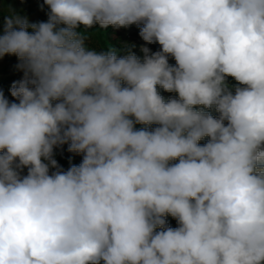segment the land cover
<instances>
[{
  "label": "clouds",
  "instance_id": "9594fccd",
  "mask_svg": "<svg viewBox=\"0 0 264 264\" xmlns=\"http://www.w3.org/2000/svg\"><path fill=\"white\" fill-rule=\"evenodd\" d=\"M44 4L0 35V264H264V0ZM134 24L159 51L87 43Z\"/></svg>",
  "mask_w": 264,
  "mask_h": 264
},
{
  "label": "rangeland",
  "instance_id": "374dc122",
  "mask_svg": "<svg viewBox=\"0 0 264 264\" xmlns=\"http://www.w3.org/2000/svg\"><path fill=\"white\" fill-rule=\"evenodd\" d=\"M48 12L49 8L44 4V0H0V35L4 33L5 17L10 14H18L22 17H27L29 23H39L47 21ZM139 28L140 26L135 24L127 28H115L112 26L100 28L99 25H95L93 29L88 30L87 43L89 47L98 51H105L109 47H115L119 50V55H124L128 51H131L143 60L144 53L141 51L142 47H148L150 52L154 53L160 50V45L158 43L147 44L140 37ZM28 31L31 32L32 29L29 28ZM168 61L170 65H175L176 63L171 56H169ZM19 63L20 61L15 55L0 57V91L4 93V96L5 92L10 91L12 84L21 80L24 76L23 71L18 68ZM226 83L233 92L236 86H240L232 77H227ZM158 91L160 95L164 97L165 101L170 97L178 98V94L175 92H166L159 87ZM15 102L18 101L15 100ZM205 110L210 111L214 117H218L219 115L214 108ZM208 139V137H205L199 143L203 145ZM54 158L61 168L66 171L73 165L78 166L82 162L83 154L69 152L62 146L54 149ZM51 171H54V169L50 170V172ZM21 174L26 175L27 169L25 168ZM165 219L167 220L168 226L176 228V226L173 225L175 220L173 217L169 215L166 216Z\"/></svg>",
  "mask_w": 264,
  "mask_h": 264
},
{
  "label": "trees",
  "instance_id": "16d2710c",
  "mask_svg": "<svg viewBox=\"0 0 264 264\" xmlns=\"http://www.w3.org/2000/svg\"><path fill=\"white\" fill-rule=\"evenodd\" d=\"M5 96L7 97V99H8L10 102H15V100H16L14 97H12L10 91L5 92ZM156 126H157V125H151V126H147V127H149V128H154V127H156ZM135 127H136V129L138 130V129H140L141 127H145V126H144V125H136ZM63 147L65 148V150H68V145H67V144L63 145ZM173 225H175L176 227L178 226L176 220H174Z\"/></svg>",
  "mask_w": 264,
  "mask_h": 264
}]
</instances>
